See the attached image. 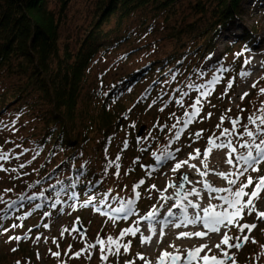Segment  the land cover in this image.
Returning a JSON list of instances; mask_svg holds the SVG:
<instances>
[{
	"label": "rangeland",
	"instance_id": "374dc122",
	"mask_svg": "<svg viewBox=\"0 0 264 264\" xmlns=\"http://www.w3.org/2000/svg\"><path fill=\"white\" fill-rule=\"evenodd\" d=\"M96 2L97 0H68L67 7L61 11L59 1L51 0L50 8L56 11L59 19V43L62 50L68 47L73 53L78 51L82 41L88 35L92 27L91 24L94 18ZM196 5V0H178L173 6L170 18L166 21L163 15H156V17H154L155 13L151 7L139 9L132 18L124 21V29L127 28L130 32L135 33L132 42H124L120 48L114 49L107 56V61L105 58L96 62L93 67V72H91V85H96L98 81H102L106 84L114 78L113 76L115 74H125L131 69L152 60L166 59L176 49L182 46V44L184 47H181V52H189L195 45H200L203 39L197 36L196 33H190L189 31L190 24L196 27L204 26L203 18H200L201 16L197 13ZM144 21L146 26L150 25V31L144 27L142 23ZM114 22L115 19H112L108 26H104V29L110 30L113 28ZM228 28L229 31L216 38L214 55L203 61L201 70L197 73L196 78L190 82L195 85H207L206 81L215 79L218 76L215 72L210 73L207 78L203 77V75L215 61L219 62L218 60L225 53L228 46H233L234 55H236L237 52L241 50L238 46L237 38L244 35L245 30H253L257 33V36H255V44L249 48L250 51H247L243 57V61L246 58L251 59V64L245 65L243 62L238 75L235 78L230 77L226 79V86L230 91L228 92V90H225L224 93L219 95L221 97L220 102L209 105L208 103H210V101L207 100L208 97H200L197 90L189 89L187 90V96L183 97L182 95L181 98H179L183 99V106L175 102L174 106L178 108L177 111H169L170 107H165L163 101L161 103L153 102V100H156L154 94L150 100H143L136 108L132 109L127 120L123 122L125 125L124 131L127 135H130V133L133 134L134 141L132 143L136 144V149H134L133 152L131 151L132 154L130 153L129 147L126 148L124 153L121 150V146L124 145V138L125 136L127 137V135L123 133L116 136L113 135L112 139L114 140V144L111 149L108 148V154L116 157L119 155L120 158L123 159V165L120 163L122 168L118 178L114 175L116 171L114 168V172L107 170V174L105 175V167H101V173L107 176L111 184H113L107 186V190L111 193L104 195L105 199L112 203L113 207H116L118 205L112 200L113 197L123 199L132 198L133 185L137 184L141 179L145 181L144 185H141V187L137 189V191H140L141 197L136 201L138 206L136 214L121 220V222H126L128 225L122 223L118 224V220L113 222L106 215L95 212L94 209L100 207L95 201L92 203V206L89 207V205L83 206L82 203V205H77L75 200H70L63 206V210L59 214L55 213L50 219L46 218L43 220L45 212H42L41 208L35 209V204L40 203L39 200L37 202L29 201L28 204H26L25 200L22 204L26 207L23 208L20 213L12 216L11 221L8 220V218L0 220V224H2L3 228L8 229V231L0 232V264H18V262L19 264H104L101 260L100 248L98 245L92 250L91 259L86 258L88 255L86 252L79 258L72 257L74 253L84 249L86 244L95 243L98 237L105 240L108 236L118 238L120 233L129 227H138L140 230L136 236L129 235L123 238V243L131 241V248L127 253L121 248V255L119 257L109 256L107 264H126L127 261L132 260H135V264H144V261H141L137 254L144 255L152 264H156L157 258L165 251L162 250V248L169 247L170 244H173L172 241H174L175 237L173 240H171L170 237L175 235H172V233H177L176 236H179L180 233L186 231L185 229L178 232L169 231L166 237L158 238L151 244L142 243V237L147 236L144 227V217L153 209L160 214L168 213L169 209L173 206H161V202L164 201L161 197L174 196L176 189L170 188L168 185L179 184L181 174H186L189 181L192 182L191 175L196 172L198 173V170L192 169L191 165L195 164L200 166V168H205L204 165L207 164V168L212 167L213 171L216 173L232 171V167L226 163V153L228 149L212 148L211 151H208L210 147L209 139H215L216 143H220V139L216 138L221 137L223 129H232L229 118L234 119L240 116L242 118L241 124H247L248 115L253 113L256 109H259L261 103L264 102V95L259 94V90L264 88V67H262V65H264V0H249L245 2L238 13L237 20L233 21ZM146 30L148 31L147 33L144 32ZM175 34L177 35L175 36ZM136 45L140 47V49L132 54L129 59L119 58L120 55L124 54L123 52ZM235 58L236 57L231 56L226 57L229 61ZM241 71L250 72V76L242 77L240 75ZM253 83H256L255 88L252 87ZM229 85H231V87H229ZM144 87L145 85L142 86L141 92L145 91L146 88L144 89ZM245 93H248V95L244 96ZM242 96L243 99H241ZM198 97L201 100L202 110L199 117L194 121L197 125H195L196 127L193 130V135L188 136L190 140L187 143L182 139L178 141L174 140L175 129H171V125L176 124L178 119H183L186 111H192L190 105H192ZM176 100H178L177 97H175L174 101ZM170 106H173L172 103ZM13 108L14 107H11L5 115H9V112L13 111ZM161 109H163V111H161ZM209 113H211L210 117L208 116ZM222 116L225 117L223 124H221ZM18 121L19 126L21 119L19 118ZM13 122L14 124L10 128L13 131H8L9 137L7 139L11 140L10 142L14 144V152L19 156V159L13 158V160L9 162H4L3 166L6 169L17 168L20 163H24L27 166L19 170V176L16 172L0 171V196H3L4 200L8 202L13 200L16 201L21 196L36 197V195H40L44 190L43 186L35 185L39 177L38 166L43 162V158L39 155V146L32 139H29L27 142H20L19 138L16 139L15 135L12 134L18 127L16 126V119ZM25 123L28 124L29 121L27 120ZM133 124L135 125L134 128L131 127ZM217 125L221 126L218 128ZM29 126L20 134L22 136L24 135L27 139L30 137L28 136ZM155 126L162 130V132L157 134L153 131ZM179 126L180 125H178V127ZM142 127L145 128L142 136L139 138L138 133ZM184 131V137H186L189 132H186L187 128ZM237 131L242 132L243 127H239ZM198 132H202L199 138L195 135ZM94 139L93 150L102 138L100 135L95 134ZM138 139H140L141 142L138 143ZM221 139L223 138L221 137ZM34 140L37 139L34 138ZM16 143L17 145H15ZM236 143L237 137L234 136L233 144L236 145ZM165 147H167L169 151L173 148L175 149L173 151L175 153V159L170 160L163 167L154 171L151 176H148L146 168L142 167V165H153L154 159L152 158V153L156 152L159 154L160 150ZM0 149L8 152L6 149ZM141 149L146 150L141 151ZM176 149H179V151L176 152ZM197 149L200 150V156L197 159H191V157L195 155ZM141 153H143V158H139L138 162L139 167H141L136 169V165L133 166V162L136 160L135 155L139 154L138 156L141 157ZM89 154L91 153L89 152ZM34 156L35 158H33ZM206 158L208 160H205ZM84 159L85 158H82L81 162L84 163ZM185 160L188 161V164L182 165V167L175 172L172 171L177 162ZM28 161H31V163H28ZM144 169L145 171H143ZM259 169V172L251 173L254 181L257 176H264V163L259 165ZM216 176L219 181L216 185H213V187L228 186L227 181L223 177L218 174ZM61 177H63L62 174L58 175V178ZM107 177H105L106 180H108ZM241 179H246V177H242ZM190 184H193V182H185L183 187L190 190L192 187H190ZM152 185H155V188H152ZM254 186L255 184H253L251 188L246 189V191L250 192ZM6 189H11V191L5 192ZM202 193L205 194L207 192L203 191ZM216 195L217 194L214 193L211 197ZM207 196L208 195H206V197ZM211 197L208 196L207 199H201L198 200V202L203 205L206 203L221 205L223 203ZM246 199L247 197H245V200ZM160 206L162 207L161 209ZM19 207L20 206H16L14 210L18 211ZM224 207L227 206L225 205ZM256 208L258 211H264V193H261L260 200L256 202ZM29 209H31V211ZM6 210L7 204L0 203V215H3ZM217 210L219 211L220 209L217 208ZM11 213H13V210ZM28 213H30V215H26ZM20 217L25 218L20 219ZM45 223H49L47 228L42 226ZM244 223H255L257 227L250 233L247 229L245 230L244 234L249 236L248 242L239 250L235 248L231 249L230 255H235V264H264V222L258 220L254 212L252 215H247V213H245L244 218L240 221V224ZM13 224H22L23 226L12 228ZM80 227L83 229V232L80 230ZM73 229H76V231H73ZM29 230L32 232L29 233L31 238L28 240L16 241L10 239V237L14 236H23L25 233H28ZM225 232L233 238L239 235L238 228L235 225L227 228L222 227L220 233L211 235L206 239L211 240L209 242L211 244L209 247L220 242ZM38 236L40 237L39 241L34 243ZM253 240H255L256 243H253ZM163 241L167 242L163 243ZM57 245H59V247H57ZM150 245H156L157 248L151 249ZM69 246H71L70 251ZM13 249H16V251H13ZM184 250L185 249L181 250V252ZM225 250H227V246H225ZM55 252L60 253L59 258L52 255V253ZM206 252L207 249H205L201 255H204ZM38 253L39 258L37 257ZM65 253H67V255ZM208 254L221 255L219 250L214 247L212 248V253Z\"/></svg>",
	"mask_w": 264,
	"mask_h": 264
},
{
	"label": "trees",
	"instance_id": "16d2710c",
	"mask_svg": "<svg viewBox=\"0 0 264 264\" xmlns=\"http://www.w3.org/2000/svg\"><path fill=\"white\" fill-rule=\"evenodd\" d=\"M58 1L60 10H64L68 0ZM177 1L97 0L92 27L78 51L73 53L68 47L64 50L60 47L59 19L56 11L50 8L51 0H0V148L14 151V144L7 139L8 131H13L10 128L15 119L18 126L20 118V125L12 134L20 142L32 139L43 158L38 166L39 183L35 185L44 187L41 193L47 199L37 196L44 208L56 213L70 200L73 191L80 199L86 197L85 193L88 196L94 194L96 198L111 193L107 186L113 184L101 173V167H105L109 159H116L108 154V148L114 144L109 138L120 133L127 135L124 120L132 109L143 100H150L154 94L156 100L153 102L163 101L165 106L170 101L167 103L169 111H177L175 97L179 100L182 93L189 90L188 85L196 78L203 61L214 55L216 38L237 20L242 5L249 0H196L197 13L203 18L204 26L190 24L189 31L203 39L200 45H195L189 52H181L182 44L166 59L152 60L125 74H115L106 84L98 81L91 85V72L96 62L105 58L107 61L114 49L120 48L124 42H132L135 33L124 29L125 20L132 18L139 9L151 7L154 17L163 15L166 21ZM112 19H115L113 28L105 30L104 26H108ZM142 23L151 30L145 21ZM256 34L253 30H245L244 35L237 38L241 48L237 54L245 47L254 46ZM232 47L228 46L219 62L215 61L203 75L207 78L215 72L220 77V82L208 96L209 105L217 104L221 101L219 95L225 90L230 91L226 79L235 78L242 67L245 52L234 55ZM139 49L137 45L132 46L119 58L129 59ZM227 56L236 58L229 61ZM206 83L209 85L210 81ZM144 85L146 89L141 92ZM11 107H14L13 111L5 115ZM27 120L28 124L25 123ZM195 125L183 138L185 143L190 140L188 136L193 135ZM27 126L28 139L20 135ZM153 131L161 133L157 126ZM95 134L102 140L93 150ZM124 139H128L127 148L133 152L136 149V144L132 143L133 134ZM121 150L126 151L124 145ZM142 154L135 157L142 159ZM82 158H85L84 163ZM122 162L120 158L123 165ZM138 162L133 163L136 169L140 168ZM114 169L108 170L114 172ZM60 174L63 177L58 178ZM59 182L66 186L75 184V187L58 196ZM57 200L60 203L52 207Z\"/></svg>",
	"mask_w": 264,
	"mask_h": 264
},
{
	"label": "snow or ice",
	"instance_id": "6c2138e0",
	"mask_svg": "<svg viewBox=\"0 0 264 264\" xmlns=\"http://www.w3.org/2000/svg\"><path fill=\"white\" fill-rule=\"evenodd\" d=\"M244 51H250V49H247V47L244 48ZM243 52L238 53L237 55H242ZM245 65L251 64V59L246 58L244 60ZM264 67V65H262ZM240 75L242 77H248L250 76V72L248 71H241ZM220 80V77L217 76L213 81L210 82L209 85H195V84H189V89H195L199 92L200 97L207 98L209 95H211L214 86L216 83H218ZM231 87V85H229ZM253 88L256 87V83H253ZM259 94L264 95V88H261L259 90ZM183 96H187L188 93L184 92L182 93ZM248 93H245L244 96H247ZM243 99V96L241 97ZM155 103V101H154ZM167 103L165 104V107H167ZM176 103L180 106H183V99H179L176 101ZM192 108L191 112H185L183 119H178L176 124L171 125V129H175L174 132V140H179L180 136L183 134L184 130L188 127V125L192 124L196 119L199 117L200 112L202 110V104L201 100L198 98L195 99L194 103L190 105ZM163 111V109H161ZM230 111V110H229ZM243 111V110H242ZM208 116H211V113L208 114ZM225 117H221V124H223ZM230 119V123L232 125V129L224 128L221 132V137H217L216 139H220V143H216L215 139L210 138L209 144L210 147L208 151H211L212 148H218V149H228V152L226 153L227 159L226 163L232 167V171L229 172H219L218 175L223 177L227 181V187H213L207 182H203V188L206 190L209 195L211 196L212 193H216L217 195L215 197H211L212 199H219L223 203L221 205H212L208 204L206 207L201 208L199 203L193 202L192 200L188 199L190 196H201V191L195 187H192L190 190L183 187L185 182L191 183L189 181V178L186 174H181L180 177V183L179 184H169L168 187L175 188L176 192L174 193L175 197V204L174 207H178L181 210V215L178 217L181 220V224L188 225V224H199L203 229H206L208 233H220V230L222 227L227 228L229 226L235 225L238 228L239 235H237L235 238L229 236L227 232H225L222 235V238L220 242L214 244L212 247H209L207 243L202 244L197 247H193L190 249H185L183 252H181L180 248H178L175 244H170L169 247H172L174 249L173 252L163 251L161 255L157 258L156 264H235V255H230V250L235 248L237 250L241 249L245 243L248 242L249 236L245 235V230L247 229L250 233L252 230H254L257 225L255 223L253 224H240V221L244 218L245 213L247 215H252L254 212L256 213L257 219L261 222H264V211H258L256 208V202H258L261 198V193H264V176H257L255 178V181L253 179V176L251 173L253 172H259V165L261 163H264V102L261 103V107L259 109H256L253 113L249 114L247 117V124H241L242 118L240 116H237L234 119ZM178 125H180L178 127ZM221 125H217L219 128ZM131 127H135V125H131ZM239 127H243L242 132H238L237 129ZM197 138H199L202 135V132H198L195 134ZM237 137V143L236 145L233 144V137ZM112 138H109V141ZM141 142L140 139H138V143ZM127 140L124 141V148H127ZM146 149H141V151H145ZM27 151V150H25ZM179 149H176V152H178ZM105 154L107 156V148H105ZM154 159H155V165L154 166H143L147 169V175H151L152 172L156 171L160 167H163L165 164H167L170 160L175 159V153L172 151H169L167 147L160 150V153L157 154L156 152L152 153ZM200 156V150L197 149L195 155L191 157V159H197ZM19 159V156L15 154L14 151H8L5 152L2 149H0V171H7V172H16L19 176V170L25 168L27 165L24 163H20L17 168H4V162H9L11 159ZM35 158V156L33 157ZM139 161V157L136 158V160L133 162L134 164ZM28 163H31V161H28ZM188 164V161H181L177 162L172 171L179 170L182 165ZM120 156L117 155L115 160L109 159L107 164L105 165V175L107 174V170L110 168H115L116 171L114 175L118 178L120 176L119 168H120ZM192 168H196V165H191ZM205 168L208 167L207 164L204 165ZM131 170V169H130ZM26 174V173H25ZM206 173L201 172L200 175L203 176ZM242 177H246V179H241ZM39 183V182H37ZM60 183V190L58 191L57 195L59 196L62 193H65L68 191V189L74 188L75 184L71 185H64L63 182ZM91 183V182H89ZM145 181L144 179H141L138 181L137 184L133 185V197L128 199L123 198H117L113 197L112 200L114 203L118 206L113 207L112 203H110L107 199H105L104 195H101L99 200L96 201L95 196H88L86 195V201L83 206H88L89 204H92L94 201H96L100 207L96 208L97 212H100L101 209H107L103 214L109 216V218L115 222L117 219H127L131 215L136 214V201L140 199L141 193L140 191H137L141 187V185H144ZM255 184L254 188L252 190L246 191V189H249ZM31 187V186H30ZM152 188H155V185L151 186ZM11 191V189H6L5 192ZM223 194V195H221ZM41 197H44V194H40ZM245 197L247 199L245 200ZM29 200V201H35L37 197L35 196H21L20 200ZM44 199H47V197H44ZM71 200L78 199V193L75 191L71 192V195L69 197ZM161 199H163L165 202L169 199H173V197L168 196H162ZM0 203L7 204V210L3 213V215H0V220H4L8 218V211L15 208L17 206V201L13 200L11 202H8L4 200L3 196H0ZM56 203H60L59 200H57L55 203H53L51 206L55 207ZM227 207H224V206ZM42 205L40 203L35 204L36 209H40ZM189 208L194 210L193 215L190 217L188 215ZM217 208L220 210L218 211ZM30 215V213L26 214ZM45 215H49L48 213H45ZM157 212L155 209H153L151 212L148 213L144 219L151 222H158L156 221ZM168 216L172 217L173 212L171 209L168 211ZM25 217H20V219H24ZM181 224H176V227H180ZM23 225H16L13 224L12 228L16 227H22ZM43 227L47 228L48 225H42ZM40 227V226H37ZM8 231V229H4L2 224H0V232ZM31 230H29L30 232ZM73 231H76V229H73ZM138 227H129L124 229L118 238H113L112 236H108L105 239L97 238L96 242L93 244H86L84 249H81L80 251L74 253L72 258H79L82 254L85 252L88 253L87 259H91L92 250L97 247V245L100 248V254H101V260L104 262V264H107L109 256H116L119 257L121 255V248H123L124 252L127 253L129 249L131 248V241L127 243H123V238L125 236H136L139 232ZM153 231H155L153 229ZM206 235V232L204 231H196V232H182L179 234L177 238H191L193 236L195 237H204ZM29 233H25L23 236H14L10 237V239H14L16 241L20 240H28L30 239ZM40 237H36L35 242H38ZM151 237L144 236L142 237L141 242L142 243H150ZM234 241V242H233ZM55 242V241H54ZM253 243H256L255 240L252 241ZM159 243V241H158ZM225 246H227V250H225ZM59 247V245H57ZM215 248L219 250L221 255L211 254L212 248ZM207 249V252L204 255H201L202 252ZM71 250V246H69V251ZM13 251H16V249H13ZM67 255V253H65ZM53 256L59 258L60 253L55 252L52 253ZM138 258L141 261H144V264H152L150 260H147L144 255L137 254ZM37 257L39 258V253L37 254ZM19 264V262H18ZM126 264H135V260L127 261Z\"/></svg>",
	"mask_w": 264,
	"mask_h": 264
},
{
	"label": "bare ground",
	"instance_id": "6f19581e",
	"mask_svg": "<svg viewBox=\"0 0 264 264\" xmlns=\"http://www.w3.org/2000/svg\"><path fill=\"white\" fill-rule=\"evenodd\" d=\"M205 160H208V159L206 158ZM193 165H195V164H193ZM192 169H194V170L197 169L198 170V173L196 172V173H193L191 175L193 184H190V187L192 186V187H195V188L199 189L201 191V196H200L201 198H198V197H195V196H190L188 199L192 200L193 202L199 203L198 200H201V199L204 200L205 198L207 199L208 196H210L209 193L206 190H204V188H203V182H207V183H209L212 186L213 185H216V183L219 181V179L216 176L218 174V172L217 173L214 172L212 167L211 168H200V166H197V165H196V168H192ZM201 172H204L206 174L203 175V176H201L200 175ZM203 191H205L207 193L203 194L202 193ZM213 194L214 193H212L211 196ZM206 195H208V196L206 197ZM170 197H173V199H169V200H167V202H165V201L161 202L162 203L161 206H163V205L173 206L175 204V197L173 195L170 196ZM207 205H208L207 203L205 205L200 204L201 208L206 207ZM161 206H160V209L162 208ZM171 211L172 212L174 211V214H176V215L179 213V211L181 212V210L178 207H174V206L171 208ZM193 213H194V210L191 209V208H189L188 215L191 217L193 215ZM178 224H181V222L178 223ZM185 227H187L185 229L186 232L204 231V232H206V235L204 237H195V236H193L191 238H177L178 237V236H176L177 233L174 234V233L171 232L172 235H175V236H171L170 238H171V240H173V238L175 237L174 241H172V242L178 248H180V250L188 249V248H191V247H197V246H200V245L205 244V243H207L210 246L211 244L209 242L211 240H206V239H208L209 236H211V235L218 234V233H208L207 230L206 229H203L201 227V225H199V224H196V225L188 224ZM176 229H177L176 232H178L179 227L176 228ZM156 233H158L157 230H156ZM151 236H154V235L151 234ZM164 242H167V241H163V243ZM150 247H151V249L157 248L156 245H150ZM162 250H166L168 252H173L174 251V249L172 247H166V248L164 247V248H162Z\"/></svg>",
	"mask_w": 264,
	"mask_h": 264
},
{
	"label": "water",
	"instance_id": "95a60500",
	"mask_svg": "<svg viewBox=\"0 0 264 264\" xmlns=\"http://www.w3.org/2000/svg\"><path fill=\"white\" fill-rule=\"evenodd\" d=\"M144 128H145V127H142V128H141V130H140V132H139V134H138L139 137L142 136L143 131H144ZM80 230L83 232V229H82L81 227H80Z\"/></svg>",
	"mask_w": 264,
	"mask_h": 264
}]
</instances>
